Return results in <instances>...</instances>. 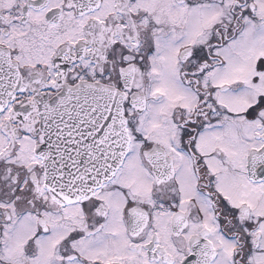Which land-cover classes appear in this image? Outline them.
<instances>
[{
	"label": "snow or ice",
	"instance_id": "obj_1",
	"mask_svg": "<svg viewBox=\"0 0 264 264\" xmlns=\"http://www.w3.org/2000/svg\"><path fill=\"white\" fill-rule=\"evenodd\" d=\"M0 264H264V0H0Z\"/></svg>",
	"mask_w": 264,
	"mask_h": 264
}]
</instances>
